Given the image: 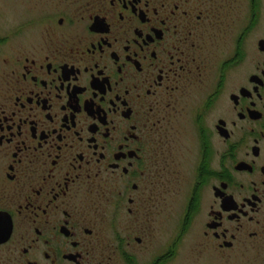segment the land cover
Segmentation results:
<instances>
[{
    "label": "flooded vegetation",
    "instance_id": "obj_1",
    "mask_svg": "<svg viewBox=\"0 0 264 264\" xmlns=\"http://www.w3.org/2000/svg\"><path fill=\"white\" fill-rule=\"evenodd\" d=\"M13 10L0 46V264H138L180 194V223L151 264L173 262L191 228L211 262L264 264V0Z\"/></svg>",
    "mask_w": 264,
    "mask_h": 264
},
{
    "label": "rangeland",
    "instance_id": "obj_2",
    "mask_svg": "<svg viewBox=\"0 0 264 264\" xmlns=\"http://www.w3.org/2000/svg\"><path fill=\"white\" fill-rule=\"evenodd\" d=\"M13 10V0H0V46L6 48L8 46L9 33L12 26L15 24L16 20L14 18ZM8 37V38H7ZM3 40V41H2ZM183 197L182 194L175 196L170 200V206L172 213L168 216L165 215L164 221L167 222L164 228H159L156 232V236H153L151 241L152 247L147 250L145 247H139V259L137 260L138 264H151L152 256L156 252L157 246L166 242L169 237L171 223H173L174 234L177 230V227L181 220V206H182ZM155 233V232H154ZM188 235L185 237L184 243L179 251L177 257L170 264H217L211 262V256L208 254L199 255L200 246H199V237L195 234L194 229L191 228ZM150 245V246H151ZM145 246V245H144ZM156 248V249H155ZM213 260V259H212ZM216 261V260H215ZM111 264H131L124 261L123 258L116 256ZM233 264V263H231Z\"/></svg>",
    "mask_w": 264,
    "mask_h": 264
},
{
    "label": "water",
    "instance_id": "obj_3",
    "mask_svg": "<svg viewBox=\"0 0 264 264\" xmlns=\"http://www.w3.org/2000/svg\"><path fill=\"white\" fill-rule=\"evenodd\" d=\"M10 236V229H6L3 225H0V244L5 243Z\"/></svg>",
    "mask_w": 264,
    "mask_h": 264
},
{
    "label": "trees",
    "instance_id": "obj_4",
    "mask_svg": "<svg viewBox=\"0 0 264 264\" xmlns=\"http://www.w3.org/2000/svg\"><path fill=\"white\" fill-rule=\"evenodd\" d=\"M131 264H135L134 262H130Z\"/></svg>",
    "mask_w": 264,
    "mask_h": 264
}]
</instances>
